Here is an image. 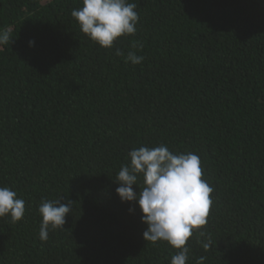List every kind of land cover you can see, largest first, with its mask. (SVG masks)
<instances>
[{
	"label": "trees",
	"instance_id": "obj_1",
	"mask_svg": "<svg viewBox=\"0 0 264 264\" xmlns=\"http://www.w3.org/2000/svg\"><path fill=\"white\" fill-rule=\"evenodd\" d=\"M128 2L137 32L102 48L71 15L82 0H0V187L25 201L0 217V264H170L115 191L128 152L160 144L197 154L214 189L213 246L194 232L186 264H264V0ZM61 197L72 210L41 241L38 206Z\"/></svg>",
	"mask_w": 264,
	"mask_h": 264
},
{
	"label": "clouds",
	"instance_id": "obj_2",
	"mask_svg": "<svg viewBox=\"0 0 264 264\" xmlns=\"http://www.w3.org/2000/svg\"><path fill=\"white\" fill-rule=\"evenodd\" d=\"M83 6L71 12L82 33L102 48H111L118 38L137 32L139 15L137 5L128 0H82ZM12 42L11 29H0V45ZM34 45V41H29ZM133 44V47H137ZM117 56L123 52L116 49ZM143 56L129 51L125 62L140 64ZM130 164L122 165L118 172L116 193L122 202L138 204L142 213L141 221L147 225L143 232L146 241L156 243L166 241L176 249L170 264H186L190 247L186 246L196 232V242L208 251L212 241L204 231H199L208 223L212 205L211 193L214 189L202 179L201 161L192 152L176 154L160 144L156 147L141 146L128 152ZM143 177L140 191L139 177ZM64 201V202H62ZM72 200L59 198L44 200L38 206L42 216L39 239H48L49 229L63 228L66 216L72 210ZM129 208V212H133ZM25 201L16 191L7 186L0 187V217L10 216L13 222L22 219ZM200 237H204L203 240ZM206 257H199L196 264H204Z\"/></svg>",
	"mask_w": 264,
	"mask_h": 264
}]
</instances>
